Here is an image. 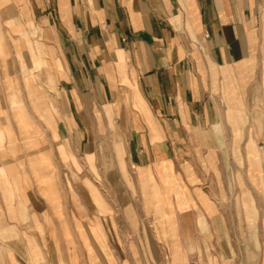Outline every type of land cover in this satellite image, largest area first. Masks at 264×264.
Listing matches in <instances>:
<instances>
[{"label":"crops","instance_id":"0c3cea01","mask_svg":"<svg viewBox=\"0 0 264 264\" xmlns=\"http://www.w3.org/2000/svg\"><path fill=\"white\" fill-rule=\"evenodd\" d=\"M101 152L167 220L154 264L241 231L264 195V0H0V264L48 263L22 251L34 195Z\"/></svg>","mask_w":264,"mask_h":264},{"label":"rangeland","instance_id":"374dc122","mask_svg":"<svg viewBox=\"0 0 264 264\" xmlns=\"http://www.w3.org/2000/svg\"><path fill=\"white\" fill-rule=\"evenodd\" d=\"M108 154H97L95 168L78 156L72 161L65 157L62 167L50 169L49 182L42 185L46 195H34L31 248H22L23 252L38 258L41 250L47 264H76V251L79 264L107 260L109 264H154L163 256L152 227L154 222L167 220L144 213L155 206L154 200L124 195L128 190L121 188L120 175L114 173L118 183L111 181L113 170L119 169L104 166ZM244 202L248 204L242 199ZM254 202L256 214L244 215L242 205L240 218L234 217L236 224L239 219L241 231L228 232V238L222 233L219 245L212 239L207 242L209 247L204 241L195 247L188 244L184 250L192 252L189 264H264V195H254ZM228 220L232 222L231 217Z\"/></svg>","mask_w":264,"mask_h":264}]
</instances>
